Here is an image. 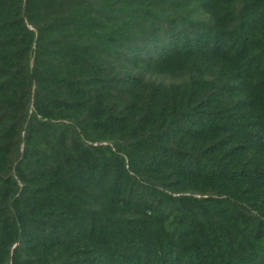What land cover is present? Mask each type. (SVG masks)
<instances>
[{"label": "trees", "instance_id": "1", "mask_svg": "<svg viewBox=\"0 0 264 264\" xmlns=\"http://www.w3.org/2000/svg\"><path fill=\"white\" fill-rule=\"evenodd\" d=\"M0 264H264V0H0Z\"/></svg>", "mask_w": 264, "mask_h": 264}]
</instances>
